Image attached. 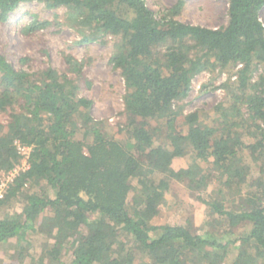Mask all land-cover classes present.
Wrapping results in <instances>:
<instances>
[{"label": "trees", "instance_id": "obj_1", "mask_svg": "<svg viewBox=\"0 0 264 264\" xmlns=\"http://www.w3.org/2000/svg\"><path fill=\"white\" fill-rule=\"evenodd\" d=\"M30 1L67 8L83 41L115 38L126 137L92 116L76 57L65 70H27L0 48V176L20 162L19 143L31 147L0 197V246L15 244L0 264H264V71L253 77L264 65V0H228L216 28L179 20L187 0L163 11L145 0H0V21ZM48 24L35 15L27 31ZM236 66L212 123L185 114L195 76ZM174 181L209 207L202 227L153 222ZM37 233L46 239L35 254Z\"/></svg>", "mask_w": 264, "mask_h": 264}, {"label": "rangeland", "instance_id": "obj_2", "mask_svg": "<svg viewBox=\"0 0 264 264\" xmlns=\"http://www.w3.org/2000/svg\"><path fill=\"white\" fill-rule=\"evenodd\" d=\"M145 1L153 11H163L177 0ZM228 4V0H187L178 19L190 24L220 27L227 22ZM35 15L40 22L48 21L49 24L27 31ZM66 17L67 8H50L39 1L23 2L10 14L8 21H0V48L16 68L27 70L49 66L65 70L66 56L76 57L83 63L84 78L80 82L79 95L92 100V116L103 121L110 134L125 139V133L118 131L124 123L125 81L110 61L116 40L110 36L105 41H83L81 34L67 23ZM23 57L28 58L26 62L21 61ZM238 68H215L195 76L189 95L181 102L185 114L199 111L202 120L212 123L218 117L217 106L230 100L226 86L236 81ZM263 71L264 65H261L254 73V79ZM7 119L6 114L0 113L1 123H6ZM191 158H180L174 165L184 166ZM254 172L258 174L256 170ZM209 211V207L196 198V192L187 187L186 182L174 181L159 216L153 222H192L200 228L208 222ZM45 239L44 233L35 234L32 237L34 246L30 251L38 253L37 249ZM14 250L15 244H3L0 246V256L8 258ZM231 263L232 260H229L226 264Z\"/></svg>", "mask_w": 264, "mask_h": 264}, {"label": "built area", "instance_id": "obj_3", "mask_svg": "<svg viewBox=\"0 0 264 264\" xmlns=\"http://www.w3.org/2000/svg\"><path fill=\"white\" fill-rule=\"evenodd\" d=\"M260 20L262 21L264 25V7L260 11ZM18 148L22 155L20 162H18L12 169H10L7 172H4L0 176V197L4 195V192L6 188L8 187V184L14 180V178L19 174V172L22 169H25L28 167V156H29V152L31 151V147L19 143Z\"/></svg>", "mask_w": 264, "mask_h": 264}]
</instances>
